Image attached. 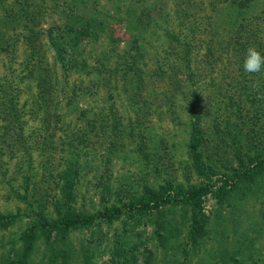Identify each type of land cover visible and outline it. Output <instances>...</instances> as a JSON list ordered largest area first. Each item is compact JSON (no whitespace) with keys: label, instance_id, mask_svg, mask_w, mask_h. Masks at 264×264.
Here are the masks:
<instances>
[{"label":"trees","instance_id":"1","mask_svg":"<svg viewBox=\"0 0 264 264\" xmlns=\"http://www.w3.org/2000/svg\"><path fill=\"white\" fill-rule=\"evenodd\" d=\"M0 10L15 35L0 30V48L8 54L17 39L23 44L17 70L8 58L0 75V183L29 218L20 234L21 264H30L39 237L53 253L49 259L60 255L65 264L69 230L124 212L138 221L135 215L182 202L190 240L204 231L209 183L143 184L139 195L128 189L123 199L103 176L127 142L138 158L165 146L149 128L156 101L171 120L176 108L186 114V149L198 172L214 167L202 151L212 133L236 149L235 175L263 170L264 69L246 74L243 59L249 46L264 55V0H0ZM21 81L32 87L28 97ZM240 147L254 150L246 162ZM87 173L102 185L104 200L91 212L77 204ZM15 214L0 211V224ZM177 223L161 216L155 230L163 234ZM130 232L123 227L105 262L130 264Z\"/></svg>","mask_w":264,"mask_h":264},{"label":"rangeland","instance_id":"2","mask_svg":"<svg viewBox=\"0 0 264 264\" xmlns=\"http://www.w3.org/2000/svg\"><path fill=\"white\" fill-rule=\"evenodd\" d=\"M99 1L102 4L105 0ZM0 30L9 33L10 37L15 36L1 10ZM148 48L150 52L153 49L152 46ZM22 54L20 39L16 40L14 51L9 50L8 54L0 48V75L5 72L4 65L8 58L14 61L11 62L16 71L19 66L17 61ZM216 74L222 80L226 78L224 72ZM21 83L24 85L25 82ZM30 91L31 86L22 87V95L28 97ZM163 108V103L159 101L152 104L149 128L155 132V137L162 138L163 144L165 141V146L161 147L160 142L157 152L146 148L149 153L138 158L132 149L133 142H127L112 155L109 168L103 176L112 188L119 187L123 199L124 191L128 189L133 191L132 195H139L143 184L154 188L167 184L171 189L177 184L185 188L191 184L209 183L210 190L202 199L207 216L204 231L194 242L190 240L187 236V205L182 202L165 208L163 212L152 209L135 215L138 221L124 212L109 222L69 230L65 240L69 257L65 264H108L105 260L111 255L112 248L118 245L114 243V238L121 234L123 227L131 228L129 244L135 241L131 251L133 256L128 259L130 264H264V168L247 177L235 175L240 170L236 149L232 143H228L229 140L226 142L217 137L215 139L218 141L211 139L212 133L208 135L209 139L202 146V151L212 156L214 167L198 172L191 164L186 149V114L176 108L177 116L171 120L169 113L158 112V109ZM203 120L207 126L211 122L208 116ZM244 150L240 147L238 154L246 162L254 150L250 147ZM261 156H264V151ZM14 160H9L7 171ZM90 175L85 174L79 184L82 195L78 197L77 204L81 202L85 212L101 207L100 203L104 201L98 193L102 185H96ZM3 187L0 183V211L15 212L16 216L11 222L0 224V264H21L17 261L20 234L29 218L17 213L23 202L13 196H5ZM161 216L176 218L178 223L175 227L168 226L163 234H158L155 229ZM49 255L53 256L52 251L45 249L39 237L26 263L58 264L60 255H55L53 262ZM125 255L129 257L126 252Z\"/></svg>","mask_w":264,"mask_h":264},{"label":"clouds","instance_id":"3","mask_svg":"<svg viewBox=\"0 0 264 264\" xmlns=\"http://www.w3.org/2000/svg\"><path fill=\"white\" fill-rule=\"evenodd\" d=\"M264 69V55L255 46H249L243 59V70L246 74L260 73Z\"/></svg>","mask_w":264,"mask_h":264}]
</instances>
